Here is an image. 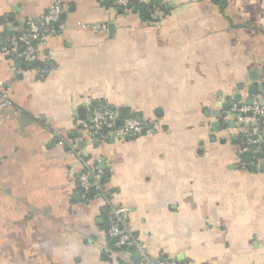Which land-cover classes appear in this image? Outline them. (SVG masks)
I'll list each match as a JSON object with an SVG mask.
<instances>
[{"label":"crops","instance_id":"crops-1","mask_svg":"<svg viewBox=\"0 0 264 264\" xmlns=\"http://www.w3.org/2000/svg\"><path fill=\"white\" fill-rule=\"evenodd\" d=\"M54 1L0 0V83L13 101L0 110V264H127L65 144L85 137L74 121L88 99L152 121L90 153L149 256L264 264V129L253 154L249 118H215L228 98L235 112L236 94L264 105V0H162L157 21L116 0H61L66 28L42 43L41 77L1 49Z\"/></svg>","mask_w":264,"mask_h":264},{"label":"built area","instance_id":"built-area-1","mask_svg":"<svg viewBox=\"0 0 264 264\" xmlns=\"http://www.w3.org/2000/svg\"><path fill=\"white\" fill-rule=\"evenodd\" d=\"M116 6L124 14L140 15L145 10V13H148L154 20L161 18L159 4L155 0H116ZM63 14L64 7L61 0H55L48 12L40 19L28 21L22 33L7 39L1 49L2 52L5 54L10 51L14 52L38 75L45 77L49 74L50 68L39 66L42 43L46 38L55 36L57 30L66 28V24L62 21ZM7 88V84L0 83V110L13 107L11 94ZM85 107L89 109V117L81 121L76 115L74 121V131L84 133L85 137L83 139L66 138L65 144L69 154L75 158L81 168L78 175L81 191L86 194L95 188L96 196L106 209V236L113 240L115 252L122 255L127 264H181L175 260L148 255L143 243L134 232L130 209L113 204V192L107 189V183H105L106 169L100 167L102 160L90 158L93 146H99L111 139L138 138L148 131L152 121L143 118L141 121L140 115L123 118L120 108H113L105 103H96L92 99L85 102ZM234 110L245 114L243 119L249 118L250 125L247 128L248 141L245 151L258 154L260 149L256 145L259 144V137L264 129V105L255 102L252 106L243 105L240 109L235 105ZM249 112L252 113L251 117L247 116ZM119 121H121L120 125ZM81 142H85L84 148L80 147Z\"/></svg>","mask_w":264,"mask_h":264},{"label":"water","instance_id":"water-1","mask_svg":"<svg viewBox=\"0 0 264 264\" xmlns=\"http://www.w3.org/2000/svg\"><path fill=\"white\" fill-rule=\"evenodd\" d=\"M155 1L157 3H160L162 0H155ZM145 15L148 16L149 14L148 13H145ZM110 28L112 29L113 26H111ZM30 67L31 66L29 65L28 66V69ZM263 87H264V84H263ZM250 89H251V94L253 96H259L260 95L259 86H252ZM233 100L237 102V108L238 109H240L243 106V104H242V95L241 94H236L234 96V99ZM254 103H255V99L254 98H251V99L247 100V102H245V105L252 106ZM221 108H222V113L221 112H216L215 113V118H217V119H219V118H227V116H229V115L231 116L232 119H236L237 118L238 113L237 112H231L232 106H231V100H230V98H228V101L226 103L221 104ZM81 113L83 114L84 113V110H81ZM121 116H122V114H121ZM241 116L242 117H245V114H241ZM247 116L248 117H251L252 116V113L249 112L247 114ZM139 119L142 121V117H140ZM230 121L228 122V124L230 123ZM232 121H234V120H232ZM118 123L120 125L121 124V121H119ZM234 123H235V121H234ZM241 126H243V124H241ZM217 127H219L217 130H221L220 129L221 128V124L220 123H217ZM150 128H152V126H150ZM80 147L84 148L85 147V142H81ZM243 155L245 156V158H249V153H245ZM103 166H104L103 164L100 165L101 168H104ZM260 169L261 170H264V166H261ZM256 170H257V167L253 168V171H256ZM90 192L96 193L95 192V188H92L90 190Z\"/></svg>","mask_w":264,"mask_h":264},{"label":"trees","instance_id":"trees-1","mask_svg":"<svg viewBox=\"0 0 264 264\" xmlns=\"http://www.w3.org/2000/svg\"><path fill=\"white\" fill-rule=\"evenodd\" d=\"M215 1H216L217 3H220V1H222V0H215ZM142 10H143V9H142ZM144 14H145V10H143V13L141 14L143 18H145V17H144ZM8 53H10V52H8ZM39 66H40V63H39ZM120 112H121L123 118L129 117V116H136V117L139 116L138 113L133 112V111H131L130 109H128V108H124V107L120 108ZM75 135H76V134H75ZM69 137L73 138L72 136H69ZM75 137H76V136H75ZM109 175H110V172H108L107 170H105V183H108ZM114 261H115V260H114ZM114 263H115V264H124V261H123L120 257H118V258L116 259V262H114Z\"/></svg>","mask_w":264,"mask_h":264}]
</instances>
